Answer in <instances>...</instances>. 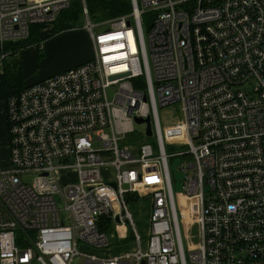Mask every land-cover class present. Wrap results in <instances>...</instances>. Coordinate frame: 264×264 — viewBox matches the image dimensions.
<instances>
[{"label": "built area", "instance_id": "2783aa9c", "mask_svg": "<svg viewBox=\"0 0 264 264\" xmlns=\"http://www.w3.org/2000/svg\"><path fill=\"white\" fill-rule=\"evenodd\" d=\"M79 1L91 56L5 98L0 264H264V0H129L130 12L97 32ZM69 2L0 0V59L4 43L34 24L45 31ZM173 104L178 139L165 140L157 112ZM134 117H148L152 142ZM133 133L142 140L121 144ZM175 158L195 232L187 253ZM67 171L73 178L60 180ZM142 183L144 246L126 205ZM107 217L134 247L80 251L107 247Z\"/></svg>", "mask_w": 264, "mask_h": 264}, {"label": "rangeland", "instance_id": "374dc122", "mask_svg": "<svg viewBox=\"0 0 264 264\" xmlns=\"http://www.w3.org/2000/svg\"><path fill=\"white\" fill-rule=\"evenodd\" d=\"M78 3H80V1H78ZM80 6H81V3H80ZM80 16H81V21H80V24H81V22H83V17H82V14ZM112 18H99L97 16V18H94V19L89 18V20L91 22L97 23L96 27L94 28V30L97 32V31L106 29L108 26L109 20H111ZM51 29L53 28L51 27ZM76 30H79L78 26L76 27ZM80 30L82 32L84 31L81 28ZM141 31L144 37H146L148 29H147L145 15L141 17ZM50 44L52 43L50 42ZM27 47L28 46L24 47V49H26ZM54 47H56V45H54ZM35 50H36L35 58L32 56L31 57L27 56L26 58L24 57V61L29 67L30 73L32 75H37L39 73H44V72H48L51 70H55L57 68H60L66 65L67 63L71 62L72 59L74 60V54L76 52V51H70L66 46H63L62 48L57 47V48H54V50L50 52L47 51L45 53L42 49L35 48ZM23 68H24V63H21L20 68H19L20 75L23 71ZM107 93L110 94L111 90H108ZM157 113H158V118L160 120V125L163 129V136L165 140H169V139L177 140L178 135L176 132V123L179 120L177 105L173 104V105H169L163 108H158ZM141 128H142L141 125H138L135 123L133 124L134 131H140ZM142 138L143 140L147 142H152L153 135L148 136V137L145 136ZM142 138H140L138 135L134 133L127 134L125 138L121 141V144H125V143L136 144L140 142ZM178 143H181V141H178ZM176 145H168L166 146L165 149L167 152H169L172 150L175 151V150L183 148L181 147L180 144H176ZM63 174H66V175H63ZM63 174L59 177V179L62 181L65 179L73 178L72 171H67L66 173H63ZM26 178L29 179L30 176H26ZM183 199H184L183 194L180 193V191H176L175 189H173V200H174L175 207L177 210L179 225L181 229L182 243H183L185 252L187 253L190 250H192L195 246V232H194V225L187 224V219H186L187 215H186L185 210H183L184 206L181 203L183 202ZM126 205H127V210L131 215L134 228L141 238V245L144 246V239L146 237V232L148 228V217H149V212H150V199L148 196L146 185L144 183H142L139 187L138 197H136L135 200L127 201ZM103 225H104L103 228L106 226L105 232L107 233V236H108L107 247L96 248V247H87L85 245H80L78 247L80 251L92 253L97 256H107V255H115V254H119V253H122L128 250H131V248L134 246V242L132 241V238H129L126 235L123 237V232H122L121 227H119L118 225L116 226L110 220L109 217H107L103 221ZM125 226L127 225L125 224Z\"/></svg>", "mask_w": 264, "mask_h": 264}, {"label": "crops", "instance_id": "0c3cea01", "mask_svg": "<svg viewBox=\"0 0 264 264\" xmlns=\"http://www.w3.org/2000/svg\"><path fill=\"white\" fill-rule=\"evenodd\" d=\"M75 29V30H74ZM76 28L66 29L58 33L53 34L51 37L43 40L42 50L45 52L52 51L54 48L66 46L70 51H76L74 54V60L67 63L66 65L51 70L44 73H39L37 75H32L30 69L24 61V57H34L37 44H29L26 49L24 47L18 48L11 52V50H6L8 54L3 59H0V75L8 70L17 71L18 79L17 84L13 87L14 89H21L23 86L37 81L45 76L57 73L71 66H74L91 56V47L85 32ZM50 42L52 44H50ZM33 45V46H32ZM53 45V46H52ZM56 45V47H54ZM39 49V48H38ZM21 63H24L23 71L20 75L19 68ZM29 69V70H28ZM28 76V77H26ZM25 78V79H24ZM8 166V147H7V126H6V114H5V98H0V168H7ZM134 247V246H133ZM132 247V248H133ZM131 248V249H132Z\"/></svg>", "mask_w": 264, "mask_h": 264}, {"label": "trees", "instance_id": "16d2710c", "mask_svg": "<svg viewBox=\"0 0 264 264\" xmlns=\"http://www.w3.org/2000/svg\"><path fill=\"white\" fill-rule=\"evenodd\" d=\"M78 1L71 0L69 5L57 14L56 18L49 24L45 31H41L39 24L31 25L29 27L28 36L25 39L4 43L2 50H11L12 52L29 44H37L60 31L73 29L77 26L80 27L81 6ZM85 6L90 19L97 18V16L99 18H112L127 14L131 10L129 0H85ZM51 27L53 29H51ZM17 79V71L8 70L0 75V98H6L8 95L14 94L20 90H13V87L17 84ZM101 228L105 231L106 226Z\"/></svg>", "mask_w": 264, "mask_h": 264}, {"label": "water", "instance_id": "95a60500", "mask_svg": "<svg viewBox=\"0 0 264 264\" xmlns=\"http://www.w3.org/2000/svg\"><path fill=\"white\" fill-rule=\"evenodd\" d=\"M133 120L136 124H140V123L144 122L145 123V132H144L145 136H147V137L150 136V127H149L148 117H145V118L134 117ZM69 161L71 162L72 159L70 158ZM178 163H179V159L175 158V159H173V161L171 162V165H170V169L172 171V175L174 178V189L176 191L180 190V182L179 181L182 178V174L179 171L175 170V167L178 165ZM110 184L113 185L112 182ZM127 237L131 238L130 232L128 233Z\"/></svg>", "mask_w": 264, "mask_h": 264}]
</instances>
